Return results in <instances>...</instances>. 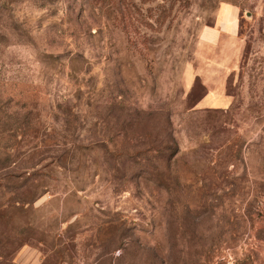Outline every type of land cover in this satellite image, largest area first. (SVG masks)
<instances>
[{
	"label": "rangeland",
	"instance_id": "374dc122",
	"mask_svg": "<svg viewBox=\"0 0 264 264\" xmlns=\"http://www.w3.org/2000/svg\"><path fill=\"white\" fill-rule=\"evenodd\" d=\"M0 264H264V0H0Z\"/></svg>",
	"mask_w": 264,
	"mask_h": 264
},
{
	"label": "crops",
	"instance_id": "0c3cea01",
	"mask_svg": "<svg viewBox=\"0 0 264 264\" xmlns=\"http://www.w3.org/2000/svg\"><path fill=\"white\" fill-rule=\"evenodd\" d=\"M227 12L229 13V17L232 16V19L229 20L228 22H226V23L224 24V26H225V27H229V29H232V27H233V23H234V18H235V16H236V10H235L234 8H229V9H227Z\"/></svg>",
	"mask_w": 264,
	"mask_h": 264
}]
</instances>
